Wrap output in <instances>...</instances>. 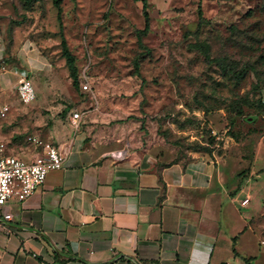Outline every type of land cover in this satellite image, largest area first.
Returning <instances> with one entry per match:
<instances>
[{
    "label": "rangeland",
    "instance_id": "374dc122",
    "mask_svg": "<svg viewBox=\"0 0 264 264\" xmlns=\"http://www.w3.org/2000/svg\"><path fill=\"white\" fill-rule=\"evenodd\" d=\"M57 1L0 0V51L36 92L25 105L0 91L9 155L29 153L27 135H45L89 100L64 42L96 97L86 107L124 108L121 117L157 132L170 161L249 155L264 142V0H147V32L140 1L61 0V15Z\"/></svg>",
    "mask_w": 264,
    "mask_h": 264
},
{
    "label": "crops",
    "instance_id": "0c3cea01",
    "mask_svg": "<svg viewBox=\"0 0 264 264\" xmlns=\"http://www.w3.org/2000/svg\"><path fill=\"white\" fill-rule=\"evenodd\" d=\"M9 67L0 91L17 95L21 75ZM81 94L90 101L74 110L77 131L72 111L27 135L52 143L65 165L24 203L0 207V264H264V142L249 155L170 161L144 121L91 110L95 95ZM27 144L19 158L43 153Z\"/></svg>",
    "mask_w": 264,
    "mask_h": 264
},
{
    "label": "built area",
    "instance_id": "2783aa9c",
    "mask_svg": "<svg viewBox=\"0 0 264 264\" xmlns=\"http://www.w3.org/2000/svg\"><path fill=\"white\" fill-rule=\"evenodd\" d=\"M10 70L9 63L0 51V76ZM83 93H91L87 84L81 85ZM17 94L21 102L30 105L36 99V92L29 72H25L18 79ZM10 112L8 105H0V118L5 119ZM83 113L73 112L70 118L71 125L76 129L80 127ZM27 142L41 148L43 153L32 161H26L18 156L7 154V145L0 143V207L6 206L10 201L24 203L44 185L49 173L61 170L65 165V156L60 153L52 143L44 141L41 137L32 135ZM127 152L112 153V157L124 160ZM10 216H5L10 220Z\"/></svg>",
    "mask_w": 264,
    "mask_h": 264
},
{
    "label": "trees",
    "instance_id": "16d2710c",
    "mask_svg": "<svg viewBox=\"0 0 264 264\" xmlns=\"http://www.w3.org/2000/svg\"><path fill=\"white\" fill-rule=\"evenodd\" d=\"M61 0H58L57 1V8L59 10V14L61 15V7L59 6V2ZM136 1H140L143 5V9H144V17L146 19V29L144 32H147L150 28V25H149V14L147 12V9H148V1L147 0H136ZM64 56L65 58L67 59V64H68V67L70 69V72H71V77L72 79L74 80V86H79V89L81 91V85H82V82L78 81L77 80V69L75 67V63H74V58L73 56L71 55L70 51L68 50V48L66 47L65 45V42H64ZM209 141L212 143L213 141L211 140V138L209 139ZM214 144V143H212ZM209 145V144H208ZM201 147V146H199ZM197 147V148H199ZM202 148V147H201ZM209 148V146H208ZM208 148H205L206 150H208Z\"/></svg>",
    "mask_w": 264,
    "mask_h": 264
}]
</instances>
